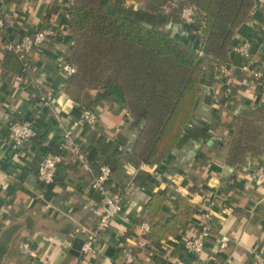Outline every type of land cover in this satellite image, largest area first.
<instances>
[{"label": "crops", "instance_id": "crops-1", "mask_svg": "<svg viewBox=\"0 0 264 264\" xmlns=\"http://www.w3.org/2000/svg\"><path fill=\"white\" fill-rule=\"evenodd\" d=\"M72 0H0L5 27L0 30V264H249L257 250L264 262V188L253 183V172L264 167V152L247 156L242 164L227 163V150L240 114L262 103L249 69L264 56V0H257L247 24L240 26L228 53L229 94L220 81L219 68L202 57L206 76L197 108L172 150L157 164L135 166L130 155L139 128L125 113L123 104L104 90L87 89L83 98L98 118L94 132L77 130L88 161L97 169L111 170L109 188L121 202V211L101 234L94 257L82 258L73 245L85 239L102 213V199L91 189L90 179L75 164L62 163L52 184L36 177L39 160L59 150L60 130L49 111L41 108L45 95L70 126L82 107L65 92L67 78L59 64L69 58L74 45L69 28ZM105 10L146 27L166 32L193 52L201 48L194 26L180 19L177 2L159 13H149L132 0H108ZM52 30L41 52L30 58L27 72L5 65L7 46L25 35ZM249 42L250 62L232 52V47ZM12 54V53H10ZM13 55V54H12ZM14 56V55H13ZM15 57V56H14ZM19 62V61H18ZM37 136L19 152L12 150L11 122L33 121ZM131 182V189L125 191ZM163 199L160 221L176 213L175 201L185 198L195 213L188 228H199L203 214L213 211L212 240L198 257L183 251L182 244L195 234L186 231L150 246L144 206L154 196ZM228 239L224 252H217V240ZM26 243L33 256L22 255Z\"/></svg>", "mask_w": 264, "mask_h": 264}, {"label": "trees", "instance_id": "trees-1", "mask_svg": "<svg viewBox=\"0 0 264 264\" xmlns=\"http://www.w3.org/2000/svg\"><path fill=\"white\" fill-rule=\"evenodd\" d=\"M107 1L72 0L69 28L74 45L64 63L75 73L68 78L65 92L87 110L90 104L83 98L87 89L104 90L119 99L139 128L131 153L134 165H154L172 150L193 117L205 80L202 58L161 30L107 12ZM132 1L149 13L163 12L175 1L180 8L194 7L201 21L200 51L217 67L226 68L232 39L237 29L249 22L257 0ZM5 65L17 71L21 64L7 53ZM261 103V107L248 108L238 117L227 150L231 166L264 152L263 98ZM162 206L158 195L144 206L150 246L189 231V220L195 213L185 198H177L176 213L162 223ZM257 217L264 221V206ZM198 229L190 231L195 234Z\"/></svg>", "mask_w": 264, "mask_h": 264}, {"label": "built area", "instance_id": "built-area-1", "mask_svg": "<svg viewBox=\"0 0 264 264\" xmlns=\"http://www.w3.org/2000/svg\"><path fill=\"white\" fill-rule=\"evenodd\" d=\"M199 14L194 7L188 6L180 9V19L183 23L189 26H195L198 21ZM199 22V21H198ZM5 27V20L0 15V30ZM196 32L199 34V28L196 27ZM55 33L49 29H42L34 32L31 35H25L17 41H12L8 44L7 50L12 53L21 64V70L24 72L30 69V58L37 52H41L45 43L49 38L54 37ZM232 52L240 56L244 60L250 62L252 57V47L249 42H243L232 47ZM199 56L202 52H198ZM219 68V78L224 86L225 94H229L231 79L228 77L226 68ZM59 73L65 78L71 77L75 73V69L69 64L61 62L59 64ZM250 77L259 90L260 100L264 99V56L255 66L249 69ZM41 108H45L51 114L52 119L60 130L61 142L59 150L62 154H48L42 157L36 166L37 180L44 185L52 184L58 167L68 161L75 164L83 174L89 177L90 187L97 192L102 199V213L96 222L94 228L88 232L80 247V255L82 258L94 257L98 254L96 244L101 237V234L106 231L115 218L121 211V202L118 196L113 195L109 188L111 170L107 165H100L97 169H93L88 161L87 155L79 141L77 130L86 129L94 132L97 129L98 118L93 111L81 109L78 118L72 122L70 126L62 125L61 115L56 110L55 105L49 101L45 95L39 96ZM40 114L35 113L33 121L11 122L9 125V137L11 140L12 150L15 152L21 151L23 147L36 138L37 132L34 122L39 118ZM253 183L256 187L264 188V167H258L253 172ZM131 189V182L124 187L125 191ZM204 221L200 224L197 234L186 240L182 244L185 254L191 257H198L203 251L209 247L212 240L211 223L213 211L208 210L203 214ZM143 229L148 230V225L144 224ZM228 239L222 236L217 240V252H224L227 248ZM18 250L22 255L32 257L34 254L26 243H20ZM125 262L130 264L134 261L133 256L125 252ZM249 264H264L257 250L253 251L252 261Z\"/></svg>", "mask_w": 264, "mask_h": 264}, {"label": "rangeland", "instance_id": "rangeland-1", "mask_svg": "<svg viewBox=\"0 0 264 264\" xmlns=\"http://www.w3.org/2000/svg\"><path fill=\"white\" fill-rule=\"evenodd\" d=\"M180 9H181V8L179 7V10H180ZM198 21H199V22H198ZM198 21H197L196 25L194 26L195 28L198 27V25H199L200 22H201L199 18H198ZM165 33H166V32H165ZM199 51H200V49L198 50V52H199ZM200 52H201V51H200ZM195 53H197V52H195ZM197 54H198V53H197ZM198 55H199V54H198ZM200 57H201V58L204 57L203 54H202ZM202 68H203L204 74H205V76H206V74H207L208 72L206 73V71H205V67L203 66V64H202ZM137 136H138V135H137ZM136 139H137V137H136ZM135 141H136V140H135ZM134 143H135V142H134ZM133 145H134V144H133ZM133 145H132V147H133ZM131 153H132V148H131V151H130V155H131Z\"/></svg>", "mask_w": 264, "mask_h": 264}, {"label": "water", "instance_id": "water-1", "mask_svg": "<svg viewBox=\"0 0 264 264\" xmlns=\"http://www.w3.org/2000/svg\"><path fill=\"white\" fill-rule=\"evenodd\" d=\"M81 245H82V241H80V242H78L77 244L73 245V248H74L76 251H79Z\"/></svg>", "mask_w": 264, "mask_h": 264}]
</instances>
